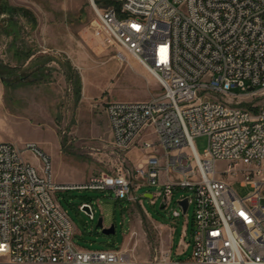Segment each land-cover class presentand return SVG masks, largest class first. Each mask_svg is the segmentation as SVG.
Listing matches in <instances>:
<instances>
[{
	"label": "built area",
	"instance_id": "obj_1",
	"mask_svg": "<svg viewBox=\"0 0 264 264\" xmlns=\"http://www.w3.org/2000/svg\"><path fill=\"white\" fill-rule=\"evenodd\" d=\"M88 1L101 29L159 84L147 101L104 107L112 150L144 157L131 169L122 159L111 174L57 184L35 144L0 141V264H264V0ZM144 184L162 188L164 206L174 189L191 192L179 199L193 205L191 257L141 262L123 248L75 245L57 191L137 202L133 191Z\"/></svg>",
	"mask_w": 264,
	"mask_h": 264
},
{
	"label": "rangeland",
	"instance_id": "obj_2",
	"mask_svg": "<svg viewBox=\"0 0 264 264\" xmlns=\"http://www.w3.org/2000/svg\"><path fill=\"white\" fill-rule=\"evenodd\" d=\"M160 92L157 80L101 29L88 0H0V121L17 120L10 123V133L19 145L33 142L49 158L57 184L111 174L122 159L128 169L140 163L144 153L138 148L112 150L106 117L97 107L107 101H147ZM194 142L201 153L206 137ZM25 157L38 164L30 153ZM234 189L240 196L249 191L239 183ZM160 192V186L144 184L133 191L137 202L117 200L111 191L65 190L55 196L81 249L122 247L147 262L168 253L169 231L170 258L188 259L193 205L184 215L177 201L192 194L174 189L161 209ZM82 205L91 206V216ZM100 218L103 227L114 225L113 234L96 226Z\"/></svg>",
	"mask_w": 264,
	"mask_h": 264
},
{
	"label": "crops",
	"instance_id": "obj_3",
	"mask_svg": "<svg viewBox=\"0 0 264 264\" xmlns=\"http://www.w3.org/2000/svg\"><path fill=\"white\" fill-rule=\"evenodd\" d=\"M85 94V92H84ZM108 102V101H107ZM105 103H103L102 105H99V107H97L99 109V112H102L103 115H105L106 117V122H105V129L108 131V138L110 140V142L112 141V134H111V130H110V126H109V121H108V118H107V115L105 113V110H104V107H105ZM1 110V108H0ZM11 117V116H10ZM13 121H17V120H14L12 119L10 122L8 123H2L0 121V141H7V142H10V143H13L17 146H22V145H19V143L17 142L16 139H14L13 135L10 133V123H12ZM95 126V125H94ZM27 143H33V142H27ZM34 144V143H33ZM36 162H37V159L33 158ZM92 175V174H91ZM91 175H89L88 177H90ZM145 194H150V193H145ZM144 194V196H145ZM152 194V193H151ZM146 197V196H145ZM148 198V197H147ZM152 199V198H151ZM161 227H165V226H161ZM165 229V228H164ZM163 229V230H164ZM166 231V230H164ZM167 234H168V247H167V250H168V254L170 255L171 257V247H170V236H169V231H167ZM119 248H122V247H119ZM179 254V253H178Z\"/></svg>",
	"mask_w": 264,
	"mask_h": 264
},
{
	"label": "water",
	"instance_id": "obj_4",
	"mask_svg": "<svg viewBox=\"0 0 264 264\" xmlns=\"http://www.w3.org/2000/svg\"><path fill=\"white\" fill-rule=\"evenodd\" d=\"M145 196L150 198V199L152 198V194L151 193L150 194H145ZM177 204L181 208V213L185 214L186 211H187V208H188V200H187V198H184L182 200H178ZM164 207H165L164 206V201L162 200V202L160 203V208L162 209ZM81 210L86 212L90 216L92 215V212H91L90 208L88 206H86V205L82 206ZM96 226L101 229V232L103 234L109 235V234H113L114 233V225H110L109 227H103L101 218L98 220Z\"/></svg>",
	"mask_w": 264,
	"mask_h": 264
}]
</instances>
